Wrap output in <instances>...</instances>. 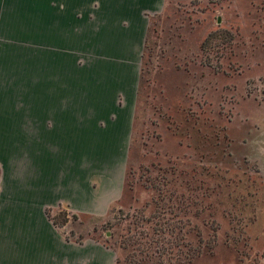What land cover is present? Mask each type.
Instances as JSON below:
<instances>
[{
    "label": "rangeland",
    "instance_id": "1",
    "mask_svg": "<svg viewBox=\"0 0 264 264\" xmlns=\"http://www.w3.org/2000/svg\"><path fill=\"white\" fill-rule=\"evenodd\" d=\"M3 8V44L42 54ZM146 16L122 195L104 217L48 215L115 264H264V0H164Z\"/></svg>",
    "mask_w": 264,
    "mask_h": 264
},
{
    "label": "crops",
    "instance_id": "2",
    "mask_svg": "<svg viewBox=\"0 0 264 264\" xmlns=\"http://www.w3.org/2000/svg\"><path fill=\"white\" fill-rule=\"evenodd\" d=\"M161 1L0 0L13 39L42 40L30 56L0 40V264H115L48 212L99 218L120 199L146 14Z\"/></svg>",
    "mask_w": 264,
    "mask_h": 264
},
{
    "label": "trees",
    "instance_id": "3",
    "mask_svg": "<svg viewBox=\"0 0 264 264\" xmlns=\"http://www.w3.org/2000/svg\"><path fill=\"white\" fill-rule=\"evenodd\" d=\"M49 216V215H48ZM54 223V222H53ZM55 224V223H54Z\"/></svg>",
    "mask_w": 264,
    "mask_h": 264
}]
</instances>
